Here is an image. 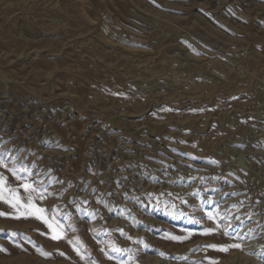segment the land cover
Listing matches in <instances>:
<instances>
[{
	"label": "rangeland",
	"instance_id": "obj_1",
	"mask_svg": "<svg viewBox=\"0 0 264 264\" xmlns=\"http://www.w3.org/2000/svg\"><path fill=\"white\" fill-rule=\"evenodd\" d=\"M0 154L63 191L91 264H264V0H0Z\"/></svg>",
	"mask_w": 264,
	"mask_h": 264
},
{
	"label": "snow or ice",
	"instance_id": "obj_2",
	"mask_svg": "<svg viewBox=\"0 0 264 264\" xmlns=\"http://www.w3.org/2000/svg\"><path fill=\"white\" fill-rule=\"evenodd\" d=\"M19 162V163H17ZM211 163L215 164V161H211ZM11 165V166H10ZM0 168L5 169L7 172L11 174V176L15 179V181L20 182L17 187H12L9 183V177L5 176L3 173H0V202L7 204L12 212H4L0 211V217L20 220V219H35L43 223L49 230L48 233H41L42 235H49V238L52 240H61L64 238V231L67 228L68 230L75 231L73 224L71 223V214L64 213L63 218L59 215L56 208H45L42 206V202L45 201L49 197L53 196H62L63 191L60 193L50 192L48 191L47 185L42 180L33 179V176L37 175L32 171V167L26 165L23 160H20L19 156H13L11 158L3 156L0 154ZM48 183H63L58 180H50ZM71 183L68 184L70 188ZM22 190V194H21ZM67 191V188L64 189ZM168 195H172L169 193ZM231 195H236L232 193ZM70 203H74V201H70ZM86 203V202H85ZM182 203H186V201L182 200ZM204 203L214 205L215 208H218V203L214 201H205ZM235 207V205H233ZM77 210H79V206L77 205ZM206 217L208 220L212 221L215 224L214 228H208L205 230V235H210L221 228H223V235L229 237L233 241H242L244 236L235 230V227L231 224L232 217L226 215L225 213H221L216 211L214 213L213 210H209L206 213ZM94 218V217H93ZM235 219L239 220V217H235ZM68 221L65 224L63 221ZM227 220L228 225L225 227L223 225V221ZM232 231H229V229ZM122 231V230H121ZM12 235H16L12 233ZM174 240H181L180 237H171ZM70 244L73 245L74 250L80 255L79 249L83 247L82 243L77 239L74 241H69ZM147 247V246H145ZM206 248H212L219 252H227L230 248H241V243L234 242L227 245H206ZM37 252L48 258L50 256L49 253L44 252L42 249L37 248ZM115 251L119 252L121 249H115ZM0 252H4L7 254V250L0 248ZM60 255H64L60 253ZM163 256V253L160 254ZM84 257L81 256V259ZM111 258V257H110ZM210 264H214V262L210 261Z\"/></svg>",
	"mask_w": 264,
	"mask_h": 264
},
{
	"label": "bare ground",
	"instance_id": "obj_3",
	"mask_svg": "<svg viewBox=\"0 0 264 264\" xmlns=\"http://www.w3.org/2000/svg\"><path fill=\"white\" fill-rule=\"evenodd\" d=\"M0 173H3L5 176L9 177L8 183L12 187H17L18 184L20 183L18 181H15V179L11 176V174L7 172L5 169L0 168ZM21 194H22V190H21ZM46 204H47L46 201L42 202V206L45 208H46ZM0 211L11 213L12 209L7 204L0 202ZM0 224L3 227L9 229L11 228L13 230H26L28 228H33L36 230V233L32 236L31 241L28 243H21V239L24 237L21 235L19 239L18 238L12 239L10 243L4 245L3 249L7 250V254L1 252V254L3 255L18 257L25 264L27 263L29 264L30 259L33 257L39 260L44 259L47 261H51V263L53 264H91L90 262H88L89 260L87 258L81 259V256L83 254L78 255L77 252L74 250L73 245L69 243V241H74L77 239L81 243L83 242V240L78 238L76 231H68L67 229H65L63 239L52 240L49 238V235L41 234V233H48L49 232L48 228L40 221L32 218L15 220L10 218L0 217ZM88 245H89L88 251L94 255L98 254L99 255L98 257L103 263L116 264L114 261H112V259H110V257H107L104 253L100 252L103 251V249L99 248L100 251L97 252L98 251L96 248L97 244L96 245L92 243L90 244L89 241ZM99 247L101 246L99 245ZM37 248L42 249L46 253H49L50 256L48 258L41 256L37 252L36 250ZM60 253H63L64 255H60Z\"/></svg>",
	"mask_w": 264,
	"mask_h": 264
},
{
	"label": "water",
	"instance_id": "obj_4",
	"mask_svg": "<svg viewBox=\"0 0 264 264\" xmlns=\"http://www.w3.org/2000/svg\"><path fill=\"white\" fill-rule=\"evenodd\" d=\"M114 119H115V117H109V118H107V119L105 120V122H106L107 124H110L112 127H114ZM235 160H236L237 165H238L240 168H242V169H246L245 161H244V158H243L242 156L237 155V156L235 157Z\"/></svg>",
	"mask_w": 264,
	"mask_h": 264
}]
</instances>
